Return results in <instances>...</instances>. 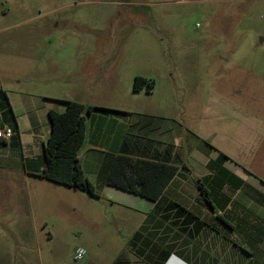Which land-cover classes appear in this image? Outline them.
Listing matches in <instances>:
<instances>
[{
	"label": "rangeland",
	"instance_id": "rangeland-1",
	"mask_svg": "<svg viewBox=\"0 0 264 264\" xmlns=\"http://www.w3.org/2000/svg\"><path fill=\"white\" fill-rule=\"evenodd\" d=\"M110 65L120 66L121 81L110 79ZM143 73L157 75L155 96L177 95L180 110L200 115L210 108V123L213 112L237 104L257 112L264 101V0H0V99L7 106L10 96L36 93L59 75L61 95L138 105L145 93L133 90L134 75ZM25 155L12 139L0 141V216L34 221L35 239L7 227L0 251L14 244L41 264H73L78 247L106 260L118 245L156 238L140 227L145 215L125 205L62 184L34 189L24 182V167H31Z\"/></svg>",
	"mask_w": 264,
	"mask_h": 264
},
{
	"label": "crops",
	"instance_id": "crops-1",
	"mask_svg": "<svg viewBox=\"0 0 264 264\" xmlns=\"http://www.w3.org/2000/svg\"><path fill=\"white\" fill-rule=\"evenodd\" d=\"M119 67L110 65V79L122 80ZM136 76L152 82L153 88L150 92L145 86L135 91L145 96L133 106L61 95L55 88L64 84L60 75L58 81L46 80L43 90L36 93L14 99L10 96L9 106L0 99V128L16 124L19 135L9 139L21 146L31 166L24 167V182L33 181V188L42 193L61 185L38 175L44 167V144L51 133L49 110L64 111L63 100L67 99L113 109L86 115L85 141L80 150L84 173L99 197L144 214L140 227H145L146 234L155 232L161 240L151 237L125 242L110 259L86 255L73 264H264V101L257 102V112L240 104L227 113L213 112L216 120L210 123V108L200 115L188 114L185 107L179 109L177 95L155 96L157 75ZM160 78L175 91L173 82L162 80L167 75ZM246 104L253 108L254 98ZM207 130H216L218 138ZM220 152L228 156L222 163L217 161ZM118 155L163 162L178 166V171L160 198L152 200L106 182ZM5 163L11 165L13 161ZM31 214L34 220L33 211ZM47 222L43 219L42 228ZM7 227L11 232L30 231L31 240L35 239L34 221L28 224L19 217L0 216V231ZM0 264L41 262L29 249L13 244L10 251H0Z\"/></svg>",
	"mask_w": 264,
	"mask_h": 264
},
{
	"label": "trees",
	"instance_id": "trees-1",
	"mask_svg": "<svg viewBox=\"0 0 264 264\" xmlns=\"http://www.w3.org/2000/svg\"><path fill=\"white\" fill-rule=\"evenodd\" d=\"M144 86L149 92L153 88L152 82H148L142 76H136L133 82L134 91H139ZM63 101L66 103L64 111L49 110L51 133L44 144V167L38 175L99 197L95 186L84 173L80 150L85 141L86 115L92 111L113 109L100 105H87L71 99ZM13 128L16 130L15 135H19L16 124ZM0 141L6 143L5 139H0ZM227 158L224 152H220L217 161L222 163ZM177 171L178 166L118 155L106 177V182L143 197L157 200ZM199 185L202 194L205 195L201 180H199Z\"/></svg>",
	"mask_w": 264,
	"mask_h": 264
},
{
	"label": "built area",
	"instance_id": "built-area-1",
	"mask_svg": "<svg viewBox=\"0 0 264 264\" xmlns=\"http://www.w3.org/2000/svg\"><path fill=\"white\" fill-rule=\"evenodd\" d=\"M16 134V130L11 126L0 128V139H9ZM86 255V250L83 247H78L73 255L75 261L82 260Z\"/></svg>",
	"mask_w": 264,
	"mask_h": 264
}]
</instances>
